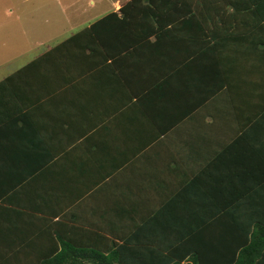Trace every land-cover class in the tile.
Segmentation results:
<instances>
[{
	"label": "crops",
	"instance_id": "crops-1",
	"mask_svg": "<svg viewBox=\"0 0 264 264\" xmlns=\"http://www.w3.org/2000/svg\"><path fill=\"white\" fill-rule=\"evenodd\" d=\"M129 1L110 0L102 10L108 0H89L94 16L83 8L70 13L72 22L83 25L38 54L60 45L57 57L55 52L45 56L28 73L41 79L39 86L0 89V195L9 200L0 204L14 209L9 225L18 226L39 207L51 211L44 214L50 218L54 212L55 220L66 215L118 241L121 227L140 239L147 233L135 228L144 224L152 228L147 235L157 238L164 218L172 221L170 216L179 213L186 216L192 239L195 218L189 212L202 208L217 214L202 221L215 220L218 230L236 238L244 216L260 205V193L264 207V184L258 187L264 179L258 156L264 155V119L257 110L264 101V0H219L218 10L206 0V7L197 9L198 15L220 18L219 32H236L219 38L223 50L236 47L244 50L239 55L247 54L235 72L237 84L224 87L229 95L220 98L219 107L192 108L183 124L172 110L178 112L188 86L202 78L201 70L189 66L182 73L173 67L183 40L142 38L154 22L141 21L134 11L130 21L110 18L105 43L90 34L69 41L108 14L121 17ZM163 1L173 2L156 0L155 17H188L197 2L180 8L164 7ZM243 31L244 39L238 36ZM68 45L72 50L63 52ZM243 91L245 97L237 95ZM235 138L236 144L222 151ZM207 163L208 170L198 176ZM210 189L213 195L201 204L199 195L204 198ZM257 216L256 211L252 224H258ZM176 225L167 230L179 234Z\"/></svg>",
	"mask_w": 264,
	"mask_h": 264
},
{
	"label": "trees",
	"instance_id": "trees-1",
	"mask_svg": "<svg viewBox=\"0 0 264 264\" xmlns=\"http://www.w3.org/2000/svg\"><path fill=\"white\" fill-rule=\"evenodd\" d=\"M171 1L173 2L163 1L162 5L164 7L180 5L182 8L186 7L187 2L193 3V0ZM159 3L158 5H160ZM206 4V0H197L194 14L188 17L167 15L165 18H161L152 14V10L157 5L156 0H130L121 8V17L118 13L108 14L90 27L70 36L69 41L80 42L85 40L83 39L85 34H90L93 35L91 40L104 41L105 43L106 37L108 40L110 39L109 34L105 31V28L110 26L108 25L110 18H117L121 22L130 21L133 20L134 11L137 12L138 19L141 21L154 22L155 27L142 34V38L147 36L146 38L149 39L153 35L157 41L165 36L164 40L167 41H176L177 38L183 40L184 44L180 46L177 57L172 62L173 67H180L183 73L184 69L187 72L186 69L190 66L192 69L201 70L200 76L202 77L198 78L199 83L188 86L184 92V105L177 107L178 112L172 110L179 120L178 123L183 124L185 123L182 122L183 119L188 117L189 110L192 108H204L205 111H208L211 108L219 107V103L222 101L220 98L229 95L227 91H223L224 87L237 84L235 72L240 67V58L247 54L245 52V54L239 55L244 50H239L236 47H231L228 50H223L220 47V37L230 38V35L234 36L236 32L231 31L230 35L224 31H222L223 33L219 32L220 18L218 16L198 15L197 9L206 7ZM209 8L218 10L220 8L219 0H211ZM244 24H246L245 20ZM182 26L189 27V31H181ZM238 36L244 39V31L240 32ZM262 40L264 41V39ZM59 46H54L46 53L38 55L36 61L33 60L29 64L23 65L0 80V89L38 87L41 79L32 77L28 73L31 72L33 64L35 63V67L36 63H40L45 56L51 58L50 54L55 52L57 57ZM262 47L261 49L264 51V45ZM69 49L72 50V45L64 47L62 51H69ZM262 58H264V54H262ZM32 81H34L33 85ZM202 82L204 84H201ZM195 94H198V97L193 99ZM237 95L245 97L244 91L238 92ZM260 103L257 110L258 117L262 120L264 119V101L262 106ZM171 105L172 103L169 104V106ZM179 114H181V118ZM258 123L262 129L261 121ZM258 123H255L257 128ZM236 142L237 138L222 151L231 148ZM258 156L264 161L262 151L258 153ZM208 168V163L206 166H202L197 172L198 176H201L202 172L207 171ZM258 182L260 188L264 184V179ZM183 188L185 191L186 187L183 186ZM209 191L211 192L206 191L204 198L202 193L199 195L201 204L202 199L213 195V189ZM214 194H216L215 191ZM262 195L260 193L261 203L263 202L261 201ZM8 201V198H2L0 195V203ZM261 203L255 210L244 216L243 226L240 227L241 233L236 238L232 234H225L222 230H218L215 220L202 221L216 217L217 214L212 216L210 213L208 215L200 208L195 209V212H189V216L192 215L195 218L193 222L190 221L189 227L192 239L187 237L186 216L177 213V217L170 216L174 219L172 221L164 218L165 222L162 221L159 228L161 232L157 238H150L147 235L149 231H152V228L144 224L135 228L136 232L145 231L147 233L140 239L126 234L121 227L118 241L112 240L103 230L75 224L73 220H67L66 215L62 219L55 220L53 217L56 212H54L53 217L50 218L44 214H49L51 211H40L39 207H34V212L27 213L28 219L23 223L18 226L9 225L11 219H14L12 214L14 209L0 204V264H264V207ZM256 211L258 224H252L251 217ZM20 212L23 218L25 213ZM168 224L173 228H178L176 225L178 224L179 234L174 233L173 230L171 234L170 229L167 230ZM189 228L187 227V229ZM189 257L192 263L184 262Z\"/></svg>",
	"mask_w": 264,
	"mask_h": 264
},
{
	"label": "rangeland",
	"instance_id": "rangeland-1",
	"mask_svg": "<svg viewBox=\"0 0 264 264\" xmlns=\"http://www.w3.org/2000/svg\"><path fill=\"white\" fill-rule=\"evenodd\" d=\"M109 5L102 2V10ZM82 8L89 17L97 11L89 0H0V79L83 25L69 18Z\"/></svg>",
	"mask_w": 264,
	"mask_h": 264
}]
</instances>
